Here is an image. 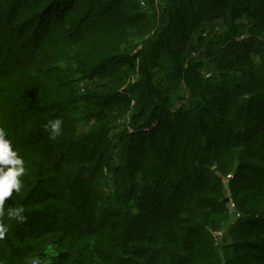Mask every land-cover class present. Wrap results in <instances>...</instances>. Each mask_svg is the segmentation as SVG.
<instances>
[{
    "label": "trees",
    "instance_id": "obj_1",
    "mask_svg": "<svg viewBox=\"0 0 264 264\" xmlns=\"http://www.w3.org/2000/svg\"><path fill=\"white\" fill-rule=\"evenodd\" d=\"M164 2L0 0V264H264V0Z\"/></svg>",
    "mask_w": 264,
    "mask_h": 264
},
{
    "label": "clouds",
    "instance_id": "obj_2",
    "mask_svg": "<svg viewBox=\"0 0 264 264\" xmlns=\"http://www.w3.org/2000/svg\"><path fill=\"white\" fill-rule=\"evenodd\" d=\"M63 121L59 118L50 120L45 125V130L49 131V138L55 140L61 135ZM26 173L25 161L13 150L12 142L7 138L6 130L0 127V217L5 215V201L8 200L13 192L20 193L22 188L21 177ZM24 207L9 208L7 216L10 220L25 222L27 217L24 215ZM8 225L0 222V240H4ZM58 252L50 244L46 250L48 259L41 260L38 256L31 259L30 264H51L52 259L58 256Z\"/></svg>",
    "mask_w": 264,
    "mask_h": 264
},
{
    "label": "rangeland",
    "instance_id": "obj_3",
    "mask_svg": "<svg viewBox=\"0 0 264 264\" xmlns=\"http://www.w3.org/2000/svg\"><path fill=\"white\" fill-rule=\"evenodd\" d=\"M144 2V5H142L141 4V2ZM165 0H152V4H150L149 6H147V2H146V0H138V3L140 4V7H141V9H142V11H152V12H154L155 13V15H156V17H158V15L160 14V12H161V8H163L164 7V2ZM152 6V7H151ZM146 11V12H147ZM163 11V10H162ZM131 82H133L132 81V79H130L128 82H126V84L127 83H131ZM85 85H92L90 82H88V83H86ZM81 88L83 89L84 88V83L81 85ZM128 95V94H127ZM132 105V104H131ZM179 106V103H177V107ZM79 128L82 130V129H86V128H88V124L87 123H80L79 124ZM228 176H230L229 178H228ZM233 177V173L232 172H230V173H228V174H226L224 177H223V181H224V187H225V196H227L228 197V199H229V201L227 202V203H232L233 204V202L231 201V192H230V189H229V181L231 180V178ZM230 205V208L232 207L231 206V204H229ZM229 205H227V206H229ZM234 205V204H233ZM229 208V207H228ZM229 210V209H228ZM230 211H232V210H230ZM229 211V212H230ZM236 219V217L235 216H233V215H231V217H230V223H233L234 222V220ZM212 235L214 236V238H215V241L218 243V244H220L221 243V241H222V238L224 237H222V235H223V231H221V230H217V231H213L212 232Z\"/></svg>",
    "mask_w": 264,
    "mask_h": 264
},
{
    "label": "built area",
    "instance_id": "obj_4",
    "mask_svg": "<svg viewBox=\"0 0 264 264\" xmlns=\"http://www.w3.org/2000/svg\"><path fill=\"white\" fill-rule=\"evenodd\" d=\"M141 4L144 5V2L142 1ZM229 177H230V176H228V178H229ZM229 204H231V206H232L231 208H230V205H229ZM228 205H229L228 207H229L230 210H233V209H234V205H233L232 203H228Z\"/></svg>",
    "mask_w": 264,
    "mask_h": 264
},
{
    "label": "water",
    "instance_id": "obj_5",
    "mask_svg": "<svg viewBox=\"0 0 264 264\" xmlns=\"http://www.w3.org/2000/svg\"><path fill=\"white\" fill-rule=\"evenodd\" d=\"M223 200H224V202H226V203L229 201V199H228L227 196H225Z\"/></svg>",
    "mask_w": 264,
    "mask_h": 264
}]
</instances>
